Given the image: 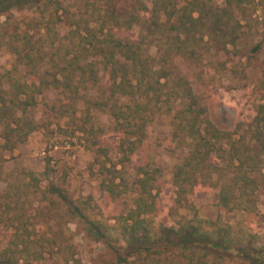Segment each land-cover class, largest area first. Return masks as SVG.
I'll return each instance as SVG.
<instances>
[{
	"label": "trees",
	"instance_id": "16d2710c",
	"mask_svg": "<svg viewBox=\"0 0 264 264\" xmlns=\"http://www.w3.org/2000/svg\"><path fill=\"white\" fill-rule=\"evenodd\" d=\"M115 2L0 0V52L11 56L10 66L0 70V162L3 151H12L38 129L31 111L48 89L66 95L71 104L82 86H96L98 96L85 101L86 109L107 112L119 139L116 160L100 161L98 190L86 199L73 201L50 182L41 186L44 178L33 171H22L26 183H6L0 193L5 232L0 264H39L55 254L64 264H80L62 238L60 227L69 222L111 250L114 260L106 264H264V240L251 228L259 221L257 174L264 169V72L251 115L241 112L234 128L225 131L204 116L172 59L203 62L208 49L201 42L207 37L215 51L225 50L228 61L206 66L224 70L233 60L227 46L235 49L246 34L242 28H254L253 16L264 0H135L130 9ZM154 43L169 67L154 66L148 55ZM229 69L243 74L239 62ZM160 110L170 118L174 143L188 146L166 188L160 169L146 156L133 162L146 149L147 125ZM82 131L92 145L102 134L92 124ZM48 174L46 161L41 176ZM204 188L221 210L240 219L199 217L192 200ZM164 189L174 204L169 224L158 217ZM26 190L39 198L33 212L22 199ZM122 198L126 203L116 212L106 207ZM182 208L187 213L180 214Z\"/></svg>",
	"mask_w": 264,
	"mask_h": 264
},
{
	"label": "rangeland",
	"instance_id": "374dc122",
	"mask_svg": "<svg viewBox=\"0 0 264 264\" xmlns=\"http://www.w3.org/2000/svg\"><path fill=\"white\" fill-rule=\"evenodd\" d=\"M135 0H116L115 5L119 9H130ZM220 2V0H218ZM263 8V7H262ZM254 28L240 37L235 49L227 46L232 54V62L228 63L224 70H215L207 67L206 63L227 60L225 50L215 51L213 41L204 37L201 45L208 49L203 62L174 56L173 66L175 70L185 76L189 81L197 105L202 109L204 116L217 129L230 131L234 128L239 114L243 111L252 113V107L260 100V93L256 85L263 78L264 72V8L253 16ZM60 35H64L67 27L59 26ZM136 35L130 38L136 39ZM258 48L254 49V45ZM158 44H151L148 55L154 66L169 67L167 58L158 52ZM11 56L5 51L0 52V70L10 66ZM239 62L243 68V74L238 75L229 69V65ZM100 75L102 73L100 72ZM99 90L96 86L87 84L82 86L76 99L70 104V99L54 89H48L38 96V104L31 111L32 116L38 122L39 127L32 132L27 139L18 144L12 151H3L4 159L0 162V193L9 181L19 179L26 183L22 171H33L38 177L44 178L40 182L45 186L48 182L62 187L73 201L83 200L88 195L98 190L100 182V161H115L118 156V135L112 129V117L104 111L89 108L87 111L85 101L95 99ZM125 102V99H124ZM65 107L68 105V110ZM89 112V113H88ZM89 114V120H86ZM92 124L102 129V134L96 140L87 141V135L83 133V127ZM146 149L133 157V162L146 156L151 164L158 167L161 173V181L167 187V181L175 164L187 153L186 143L175 144L172 138L170 118L165 111H157L146 128ZM177 145V146H176ZM138 160V161H137ZM46 161L49 162V174L41 176L45 170ZM133 163V164H134ZM264 169L257 174L259 188L256 191L257 210L259 221L254 222L251 228L261 240H264ZM168 189H164L163 197L159 200L160 222H171L169 208L173 200L169 196ZM128 200L129 198L126 197ZM126 198L117 200L106 207L116 212L126 203ZM26 205L30 211L38 205V195H31L28 190L24 192ZM127 200V201H128ZM196 213L203 219H222L235 223L240 215L221 210L215 200L213 192L204 190L192 200ZM30 205H33L30 208ZM33 212V211H32ZM187 213L183 208L180 214ZM54 224V223H53ZM60 226V225H59ZM63 239H68L70 250L80 264H106L114 260V255L103 241H94L75 224L69 222L61 225ZM59 230V227H57ZM51 233V231H50ZM5 235L3 226L0 225V237ZM39 264H64L62 256L55 254L46 255Z\"/></svg>",
	"mask_w": 264,
	"mask_h": 264
}]
</instances>
